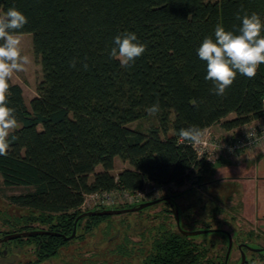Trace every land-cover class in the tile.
Masks as SVG:
<instances>
[{
  "label": "trees",
  "instance_id": "16d2710c",
  "mask_svg": "<svg viewBox=\"0 0 264 264\" xmlns=\"http://www.w3.org/2000/svg\"><path fill=\"white\" fill-rule=\"evenodd\" d=\"M11 7L28 19L21 32L32 36L42 80L28 106L10 81L8 106L21 127L9 136L8 154L0 156V180L27 189L8 198L23 211L26 227L37 223L61 235L16 239L33 242L39 259L56 256L109 218L78 220L75 237L65 241L81 214L141 204L80 210L91 194L134 193L150 184L180 187L193 179L198 184L208 164L190 142H179L181 128L219 125L228 131L264 116V64L253 79L237 73L219 96L197 54L217 24L238 33L245 14L255 12L264 21V0H0V15ZM124 32H135L147 45L131 67L109 55L114 37ZM157 100V126L146 133L127 127L148 116L146 108ZM116 158L129 168L113 176ZM164 197L176 207L174 196ZM162 203L173 215L170 204ZM25 231L31 230L18 233ZM142 238L147 246L136 264H224L211 242L185 237L164 222L147 228Z\"/></svg>",
  "mask_w": 264,
  "mask_h": 264
},
{
  "label": "rangeland",
  "instance_id": "374dc122",
  "mask_svg": "<svg viewBox=\"0 0 264 264\" xmlns=\"http://www.w3.org/2000/svg\"><path fill=\"white\" fill-rule=\"evenodd\" d=\"M205 1L212 3L219 0ZM21 40L23 54L30 57L31 63L26 66L25 71L15 73L11 82L21 88L24 102L28 106L29 101L36 96L37 86L42 80V73L33 52L32 36L22 34ZM157 125L156 117L148 115L127 127L146 133L148 129ZM171 134L172 131H169L168 135ZM228 167L229 163L226 161L209 164L198 184L193 179V181L191 180L180 187L166 186L165 190L162 189L153 197V200L164 198V196H174L179 224L183 231L218 230L229 234L232 239V250L227 264H240L241 252L238 247L244 245L245 247H242L241 251L245 259H254L255 264H264V252H253L246 248L247 246L251 249H264V234L237 216L236 213L240 210V206L237 204L240 186L232 179H228L229 174H232ZM127 168H129L127 163L116 158L112 175L117 176ZM95 171H101L100 166ZM26 191L27 189L22 187H6L0 180V237H2L1 233L9 235L23 231V229H47L46 226L37 223H30L26 227L27 223L21 219L24 214L23 211L9 204V197L23 194ZM237 192L238 195L235 196ZM128 198L129 195L127 197L124 191H117L111 195V200L104 205H127ZM229 198L232 199L231 203H229ZM86 200L88 201L89 198L87 197ZM96 206L87 202L80 210L86 211ZM168 209L166 205L159 203L139 211L142 213L111 215L91 233L85 234L82 239L70 241L68 245L58 251L56 256L45 259L38 258L33 242L26 244L24 241L11 240L0 244L1 252L7 251L5 255H0V264H136L141 260V248L144 249L147 246L146 240L142 238L147 228L156 225L158 222H164L171 229H175L174 216L165 213V210ZM196 238L211 242V248L218 250L225 260L224 255L228 245L225 234L211 232L196 236ZM124 239L133 244L124 245ZM118 249L125 251L126 255L121 256L117 251ZM247 259L246 261H248Z\"/></svg>",
  "mask_w": 264,
  "mask_h": 264
},
{
  "label": "clouds",
  "instance_id": "9594fccd",
  "mask_svg": "<svg viewBox=\"0 0 264 264\" xmlns=\"http://www.w3.org/2000/svg\"><path fill=\"white\" fill-rule=\"evenodd\" d=\"M237 19H241L237 14ZM28 23L27 17L15 7L0 15V156H6L10 149L9 136L21 127L15 116V109L8 106L10 81L15 73L23 72L31 63L30 57L23 54L21 30ZM264 21L253 12L242 17V25L237 32L226 31L217 24L214 37L207 36L197 50L198 57L206 62V80L213 82L211 91L223 96L226 89L236 79L237 73L249 79L255 78L257 70L264 64ZM110 57L118 59L121 67H131L147 45L139 40L135 32H124L114 37ZM72 66L75 67V61ZM87 64L84 68L87 69ZM157 100L146 108L149 115L160 112ZM206 129L191 125L179 130V142L201 144ZM15 139V137H13Z\"/></svg>",
  "mask_w": 264,
  "mask_h": 264
},
{
  "label": "crops",
  "instance_id": "0c3cea01",
  "mask_svg": "<svg viewBox=\"0 0 264 264\" xmlns=\"http://www.w3.org/2000/svg\"><path fill=\"white\" fill-rule=\"evenodd\" d=\"M233 117L229 115V119ZM261 119L264 120V116ZM253 123L254 121L228 131L222 129L219 125H214L207 128L206 133H210L212 137L219 141L227 140ZM220 161L229 163L228 170L232 174H229L230 177L228 179H232L240 186L239 200L237 201L240 210H237V216L243 221L248 222V224L253 225L261 234H264V147L242 152L236 156L222 155L211 164H217ZM237 195L238 192L235 196ZM228 200L229 203L232 202L231 198Z\"/></svg>",
  "mask_w": 264,
  "mask_h": 264
},
{
  "label": "built area",
  "instance_id": "2783aa9c",
  "mask_svg": "<svg viewBox=\"0 0 264 264\" xmlns=\"http://www.w3.org/2000/svg\"><path fill=\"white\" fill-rule=\"evenodd\" d=\"M262 107L264 110V99L262 101ZM191 146L198 159H202L207 164L214 163L220 156H236L242 152L253 151L255 149L264 147V120L261 118L255 120L252 125L246 128L243 131H240L233 137L227 140H217L212 137L210 133H206L204 141L201 144H192ZM170 186V185H168ZM166 186H156L154 184L146 185L142 189L129 193L125 192V195L128 198V204H138L142 202H148L153 200V197L158 194L162 189L165 190ZM117 191L113 192H99L94 193L87 197L83 205L87 202L97 206H106L104 203H107L111 200V195ZM82 205V206H83ZM81 206V207H82Z\"/></svg>",
  "mask_w": 264,
  "mask_h": 264
},
{
  "label": "water",
  "instance_id": "95a60500",
  "mask_svg": "<svg viewBox=\"0 0 264 264\" xmlns=\"http://www.w3.org/2000/svg\"><path fill=\"white\" fill-rule=\"evenodd\" d=\"M170 200H172V198L169 197H164V198H159L156 200H151L148 202H143L141 204H138L136 206H134L133 208H129V209H123V210H96V211H89L86 213L81 214L80 216H78L74 222V227L72 230V233L70 236L68 237H63L65 241H70L72 240L75 235H76V223L78 220L87 217V216H111V215H120V214H125V213H132V212H139L142 211L145 208L157 205L159 203L165 202V203H169L172 211H173V216H174V220H175V224H176V228L179 231V233L185 237H196V236H200L206 233H211V232H217L218 230H200V231H193V232H186L183 231L180 227L179 224V218H178V210L177 208L174 206V203L171 202ZM222 233H224L227 236L228 239V245H227V251L225 254V260H224V264H227V260L230 256L231 250H232V239L229 236V234H227L224 231H220ZM44 235H49V236H61L60 234L57 233H53L47 230H31V231H25V232H19V233H14V234H9L4 236L3 238H0V244L7 242V241H11V240H15V239H25V238H31V237H36V236H44ZM245 247L244 246H239L238 249L241 252V262L240 264H244L246 263V259L245 256L243 254V252L241 251V248ZM246 248H248L249 250L253 251V252H261L264 249H251L249 247L246 246ZM5 251L3 252V255H5Z\"/></svg>",
  "mask_w": 264,
  "mask_h": 264
},
{
  "label": "flooded vegetation",
  "instance_id": "af4514ba",
  "mask_svg": "<svg viewBox=\"0 0 264 264\" xmlns=\"http://www.w3.org/2000/svg\"><path fill=\"white\" fill-rule=\"evenodd\" d=\"M4 236H6V235H4ZM4 236H2V237H0V238H3ZM7 242H9V241H7ZM4 243H6V242H4ZM4 243H1V244H4ZM6 253H7V251H5ZM5 253V254H6ZM0 255H3V252H1V250H0Z\"/></svg>",
  "mask_w": 264,
  "mask_h": 264
}]
</instances>
